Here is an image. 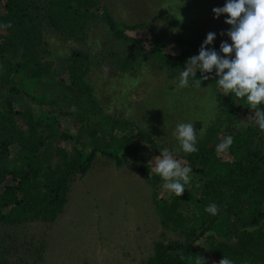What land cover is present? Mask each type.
Instances as JSON below:
<instances>
[{"label": "trees", "instance_id": "1", "mask_svg": "<svg viewBox=\"0 0 264 264\" xmlns=\"http://www.w3.org/2000/svg\"><path fill=\"white\" fill-rule=\"evenodd\" d=\"M46 18L54 31L75 40L80 39L93 22H99L112 37L127 41L131 49V44L134 45L129 57L108 53L117 58L115 62L119 67L133 69V60L141 56L143 61H150L164 71L169 79H179L186 60L198 55L203 42L180 37L168 39L146 21H117L105 0H0V25L12 24L10 28L0 27V59L3 58L0 83L10 86V94L24 93L29 99L28 103L20 105L6 98L0 101L1 225L53 222L68 202L72 176L85 175L97 154L113 160L117 166L126 162L119 156L118 149L103 137L85 130L93 111L98 109L96 97L84 81L91 63L89 54L77 49L59 64L51 56H45L42 21ZM206 47L219 52L215 43ZM12 58L18 61L12 62ZM17 73L21 75L20 86L16 82ZM196 75L189 78V87H193L192 80L199 79L201 73L197 71ZM207 75L209 79L203 80L201 87H211L214 92L217 124L198 137V151L181 155L183 163L192 168L190 177H197L198 193L194 195L192 185L187 184L181 196L172 194L169 202H155L159 224L173 238L169 240L162 232L166 241H158L143 264H194L196 253L188 240L203 237L208 230L219 237L233 234L236 241H218L210 251L212 262L206 261V264H218L223 256L233 264H264V222L255 231L245 229L264 219V132L254 123L251 116L254 110L247 107L244 100L218 92L215 71ZM39 81L41 84L37 85ZM47 86L57 94H64L55 103L66 108L65 115L72 114L68 107L72 101L77 106L78 124L84 126L82 133L58 132L60 121L56 113L45 110L51 93ZM42 87L44 92L40 91ZM29 103L43 108L39 117L36 118ZM260 107L264 108V104ZM131 125L127 121L120 124L123 128ZM40 126L47 128L49 134L43 136ZM134 135L133 142L148 155H160L149 133L136 127ZM229 135L233 137V144L226 152L217 153L216 145ZM17 153L25 154L21 164L16 163ZM127 154L134 160L135 155ZM55 156L60 157V163L53 166L51 161ZM136 165L131 163L132 169L156 196L158 177L154 172L150 176L144 167L136 168ZM210 203L218 205L215 216L205 211ZM178 207L193 208L194 214L190 217L178 211ZM6 254L0 249V264H28L23 260L11 262Z\"/></svg>", "mask_w": 264, "mask_h": 264}, {"label": "rangeland", "instance_id": "2", "mask_svg": "<svg viewBox=\"0 0 264 264\" xmlns=\"http://www.w3.org/2000/svg\"><path fill=\"white\" fill-rule=\"evenodd\" d=\"M225 2L105 0L117 21H146L168 39L180 37L201 42L208 32H214L216 37L213 43L219 48L222 41L231 43L227 35H221L231 26L225 23L227 14L214 18L212 9L223 6ZM42 31L44 55L51 56L57 64L77 49L86 50L89 54L91 63L84 81L93 91L98 109L97 112L93 111L85 130L103 137L118 149L119 156L126 162L117 166L113 160L97 154L85 175L76 173L72 176L68 202L57 219L49 223L28 221L14 225L0 224V249L7 253L11 262L23 260L28 264H143L153 253L155 244L160 240L166 241L161 236L162 232L169 240L173 238L168 230L160 226L154 207L155 202H169L172 193L162 189L163 181L156 175L159 191L156 196L152 195L148 183L132 169L131 163L134 162L136 168L144 167L151 176L153 171L148 162L158 156L148 155L133 142L135 128L149 133L157 143L159 152L167 147L183 162V152H175L178 144L172 132L179 122H193L198 139L201 137L200 129L204 128L205 133L208 127L217 124L214 92L207 86L178 89V78L169 79L164 71L158 70L150 61H143L141 56L133 60V69H122L115 62L117 58L108 56V53L129 57L134 45L131 44V49L127 41L112 37L106 26L99 22H93L78 40L54 31L47 18L42 21ZM11 61L18 59L12 58ZM17 75L20 81L16 82L20 86L21 75ZM47 89L51 93L46 99L45 110L56 113L60 121L58 132L82 133L84 126L78 124L77 106L72 101L68 105L72 114L65 115L66 108L55 103L64 94H57L49 86ZM9 90L10 86L0 83V101L6 98L15 105L28 103L29 99L24 93L12 95ZM40 91L44 92V88ZM29 105L34 109L36 118L39 117L43 108L33 103ZM125 121L132 125L121 127L120 124ZM39 131L43 132V136L49 134L47 128L42 126ZM84 136L87 137L86 134ZM262 145L264 147V143ZM122 148L127 151L124 152ZM127 153L136 158L133 160ZM15 159L16 163L21 164L25 154L17 153ZM59 163V156L51 161L53 166ZM189 184L194 195H197V177H190ZM177 210L190 217L194 214L193 208L178 207ZM262 222L264 219L245 229L255 231ZM232 235L219 237L208 230L203 237H193L188 241L196 256L212 262V247L225 239L236 241Z\"/></svg>", "mask_w": 264, "mask_h": 264}, {"label": "clouds", "instance_id": "3", "mask_svg": "<svg viewBox=\"0 0 264 264\" xmlns=\"http://www.w3.org/2000/svg\"><path fill=\"white\" fill-rule=\"evenodd\" d=\"M214 18L227 14L225 23L231 27L221 35H227L231 43L222 41L219 52L215 48H208L216 37V33L208 32L202 42L198 55H193L185 62L183 71L179 74L178 89L189 87V78L196 89L201 87L202 81L209 79L210 73L215 71L217 91L223 96L229 94L244 100L245 105L254 110L251 115L255 125L264 132V0H226L221 7L212 9ZM0 27L10 28L12 24L6 23ZM220 53H223L221 55ZM234 54V55H233ZM201 137L204 128L200 129ZM177 141L176 153L190 154L198 151L197 133L193 122H179L172 132ZM233 137L226 136L216 145L217 153L226 152L233 144ZM152 171L158 175L163 183L162 189L166 192L181 196L190 183L191 166L177 159L173 151L167 147L160 149V155L153 157L148 162ZM207 213L215 216L219 208L215 203H210L205 208ZM194 264H206L200 255L195 257ZM218 264H233V261L223 256Z\"/></svg>", "mask_w": 264, "mask_h": 264}]
</instances>
